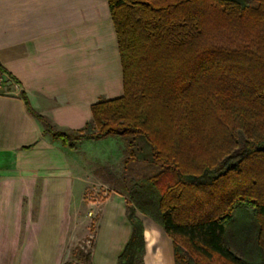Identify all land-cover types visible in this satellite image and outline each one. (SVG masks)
Segmentation results:
<instances>
[{"label":"trees","instance_id":"16d2710c","mask_svg":"<svg viewBox=\"0 0 264 264\" xmlns=\"http://www.w3.org/2000/svg\"><path fill=\"white\" fill-rule=\"evenodd\" d=\"M106 1L122 96L92 104L91 119L75 130L55 129L25 103L44 133L70 150L82 141L123 142L122 174L103 169L104 183L125 198L131 227L116 264H144L137 213L172 239L174 264H249L226 242L242 208L254 214L264 264V0ZM217 30L243 43L216 45ZM136 163L156 171L134 174ZM95 228L90 249L75 248L83 264H91Z\"/></svg>","mask_w":264,"mask_h":264},{"label":"crops","instance_id":"0c3cea01","mask_svg":"<svg viewBox=\"0 0 264 264\" xmlns=\"http://www.w3.org/2000/svg\"><path fill=\"white\" fill-rule=\"evenodd\" d=\"M0 66L10 78L0 94V186H20L21 223L33 229L54 190L82 178L97 179L90 168L87 174L80 144L70 150L52 140L25 101L55 129L75 130L91 119L92 104L122 96L117 39L107 1L0 0ZM100 165L113 167L109 162ZM38 184L42 188L33 219ZM110 206L118 209L117 220L104 218ZM137 215L143 224V263L174 264L172 239L151 219ZM130 233L125 201L114 194L96 224L91 264H116ZM68 237L66 225L56 264H61Z\"/></svg>","mask_w":264,"mask_h":264},{"label":"rangeland","instance_id":"374dc122","mask_svg":"<svg viewBox=\"0 0 264 264\" xmlns=\"http://www.w3.org/2000/svg\"><path fill=\"white\" fill-rule=\"evenodd\" d=\"M213 34V42L219 46L235 48L243 43L238 33L217 30ZM79 147V157L88 167L87 174L90 175V168L97 181L86 182L88 178H82V182L64 184L62 188L54 190L53 195L44 201L36 228L21 223L24 209L20 205V186H0V264H56L60 244L66 236V225L70 237L61 264H83L75 248L82 243L84 253L90 249L89 229L96 226L101 211L116 194L112 192V186L104 183L103 169L116 177L122 174L124 144L119 138L112 137L82 141ZM107 162L113 167L100 165ZM132 171L134 174H151L156 169L136 163L131 165ZM41 188L38 184L35 189L33 219L37 218ZM119 196L125 201L124 196ZM117 210L113 206L108 207L104 218L117 220ZM66 219L68 223L64 225ZM257 228L252 210L242 208L232 213V221L226 231V242L231 252L249 264H263L258 251L254 249ZM85 229H88L87 234H84Z\"/></svg>","mask_w":264,"mask_h":264},{"label":"built area","instance_id":"2783aa9c","mask_svg":"<svg viewBox=\"0 0 264 264\" xmlns=\"http://www.w3.org/2000/svg\"><path fill=\"white\" fill-rule=\"evenodd\" d=\"M10 82V78L7 77L6 73L0 69V94L5 93L6 87Z\"/></svg>","mask_w":264,"mask_h":264}]
</instances>
